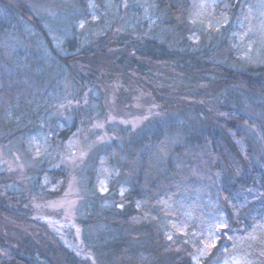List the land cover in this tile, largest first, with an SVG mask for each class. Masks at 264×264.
I'll return each mask as SVG.
<instances>
[{"label":"trees","instance_id":"trees-1","mask_svg":"<svg viewBox=\"0 0 264 264\" xmlns=\"http://www.w3.org/2000/svg\"><path fill=\"white\" fill-rule=\"evenodd\" d=\"M78 1V5L86 4V0ZM149 1L158 20V26L154 24L160 28L155 29L157 32L165 29L171 43L141 35L148 23L146 20L144 25L139 18V35L118 36L107 31L94 45L68 57L56 52L27 3L0 0V5L13 9L31 24L55 58L68 66L87 64V72L75 73L83 88L94 85L100 75L104 86L115 77L127 85L130 81L139 84L144 78L154 82L166 75L178 89V94L170 95L166 88L160 91L145 83L155 101L163 104L166 116L132 133L122 145L113 142L99 149L91 158L96 165L102 162L120 170V183L125 185V192L115 197L121 209L101 216L93 214L88 220L89 224L109 225L107 232L98 238L101 244L119 241L106 258L109 264H196L195 257L200 251L196 244L181 243L179 238L176 242L169 240L162 223L195 225V219H189L181 207V203L189 202L198 207L199 216L205 209L211 210L220 222L213 232L215 237L209 252L206 256L199 254L198 264H220L238 251L245 254L249 264H264V117L244 114L242 104L237 101L232 105L228 101L231 89L241 97V103L245 99L243 95L248 101L256 98L253 102L263 98L264 69L233 68L214 61L216 54L225 52L232 58L226 29L220 36H210L214 40L205 45L194 43L189 36L191 0ZM240 2L231 0L225 8H220L221 1L217 3L216 9H222L216 11L219 17L230 18L228 28L240 12ZM138 12L135 17L142 16ZM0 14L8 15L1 11ZM15 18L13 22L19 24L21 21ZM208 76H214L213 80L207 79ZM207 81L211 95L222 101L217 114L185 97L192 96L185 90L193 91L195 84ZM0 87L2 112L13 102L8 92L20 97L26 95L23 86L11 89L5 80H0ZM67 128L50 130L53 146L56 130ZM120 130L125 135L131 133L128 128ZM50 164L44 162L38 167L32 187L33 191L43 190L44 197L55 199L65 190L67 171ZM6 176L0 172V186L11 181ZM42 177L49 178L45 186H41ZM24 201L17 204L12 193L0 196V264H92L31 218ZM196 242H200L198 237Z\"/></svg>","mask_w":264,"mask_h":264},{"label":"rangeland","instance_id":"rangeland-1","mask_svg":"<svg viewBox=\"0 0 264 264\" xmlns=\"http://www.w3.org/2000/svg\"><path fill=\"white\" fill-rule=\"evenodd\" d=\"M22 1L34 11L53 48L62 57L94 45L107 31L118 36L139 35V18L144 25L146 20L148 23L147 28L143 25L145 30L141 35L169 40L168 43L172 41L166 38L165 29L157 32L160 28L149 0H86L85 5H78V0ZM219 1L222 2L220 8L231 2L191 0L190 38L196 44L205 45L214 40L210 36H220L226 29L232 58L225 52L224 55L216 54L214 61L233 68L264 69V0H241L240 12L230 28V18L219 17L216 13L222 11L216 9ZM12 10L0 5V11L8 14V17L0 14V80L7 81L11 89L23 86L27 96L23 95V98L8 92L13 102L4 112L0 111V172L11 179L0 186V196L12 193L17 204L25 200L23 205L31 211L30 217L45 225L65 247L82 259H88L92 264H109L106 258L119 241L101 244L98 238L107 232L109 225L105 222L89 224L88 220L93 214L101 216L107 211L121 209L122 205L115 197L125 192V185L120 183V170L102 162L96 165L91 158L99 149L113 142L122 145L134 132L166 116L163 104L155 101L152 90L145 83L160 91L166 88L170 95L178 94V89L166 75L154 82L144 78L139 84L130 81L127 85L115 77L106 83L107 86L100 83V75L94 85L83 88L75 73L87 72V64L74 66L71 63L68 66L55 58L34 27ZM82 10H86V14ZM139 10L142 16L135 17ZM13 17L21 22L14 23ZM194 89L185 90L187 95L192 93V96H185L186 99L217 114L222 101L211 95L209 81L195 84ZM235 94L234 90L229 91L230 104L238 101L244 106L242 113L264 117V97L253 102L256 98L248 101L243 95L245 99L241 103V97ZM64 127H68L67 130L57 129L54 133L53 146L50 130ZM121 128H128L131 133L125 135ZM44 162L67 171L65 190L58 198L48 199L43 190L33 191L37 169ZM41 179V186L50 182L48 177ZM191 203H181V207L189 219H195V225L175 226V223L163 221V229L169 240L191 241L201 251L199 254L206 256L215 237L213 232L220 222L211 210L205 209L199 216L196 213L198 207ZM197 237L200 242H196ZM199 254L195 257L196 264ZM97 255L102 259L101 263ZM220 264L249 262L245 254L238 251Z\"/></svg>","mask_w":264,"mask_h":264},{"label":"snow or ice","instance_id":"snow-or-ice-1","mask_svg":"<svg viewBox=\"0 0 264 264\" xmlns=\"http://www.w3.org/2000/svg\"><path fill=\"white\" fill-rule=\"evenodd\" d=\"M221 227H226V225H221Z\"/></svg>","mask_w":264,"mask_h":264}]
</instances>
